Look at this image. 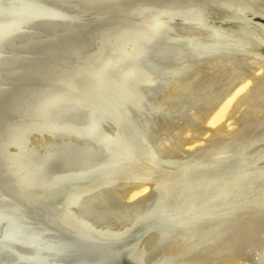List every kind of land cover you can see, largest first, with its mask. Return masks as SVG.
<instances>
[{"label": "water", "instance_id": "95a60500", "mask_svg": "<svg viewBox=\"0 0 264 264\" xmlns=\"http://www.w3.org/2000/svg\"><path fill=\"white\" fill-rule=\"evenodd\" d=\"M219 59L264 62V0H0V264H146L151 233L264 209V120L160 154L161 97Z\"/></svg>", "mask_w": 264, "mask_h": 264}, {"label": "rangeland", "instance_id": "374dc122", "mask_svg": "<svg viewBox=\"0 0 264 264\" xmlns=\"http://www.w3.org/2000/svg\"><path fill=\"white\" fill-rule=\"evenodd\" d=\"M160 103L168 112L160 154L164 158H184L264 120V62L256 59L209 62L176 80ZM138 185L127 183L117 192L125 202H133L155 187L150 185L137 193ZM235 220L234 227L223 228L227 231L218 235L211 225H204L203 230L193 228L183 234L163 231L151 236L147 241V258L152 262L167 256L176 258L192 244L197 251L190 250L182 264H264V209ZM202 241L208 242L204 245Z\"/></svg>", "mask_w": 264, "mask_h": 264}, {"label": "bare ground", "instance_id": "6f19581e", "mask_svg": "<svg viewBox=\"0 0 264 264\" xmlns=\"http://www.w3.org/2000/svg\"><path fill=\"white\" fill-rule=\"evenodd\" d=\"M219 115V114H218ZM217 115V116H218ZM216 116V117H217ZM216 117H215V119H216ZM214 119V120H215ZM218 119V118H217ZM197 151V150H196ZM195 151H192V152H190L189 154H187V156L188 155H190V154H192V153H194ZM186 157V156H185ZM167 159H175V158H167ZM130 184L131 183H134V182H129ZM137 184H139L137 187H136V190H138L137 191V193H141L142 191H145L146 189H148L149 187H150V185H154L155 183L154 182H151V183H137ZM135 189V188H134ZM132 190V189H131ZM137 193H135L136 195H137ZM135 194H133V195H135ZM236 218V217H235ZM235 218H231V219H227V220H224V221H220V222H216V223H212V224H208V225H211V227H212V231L215 233V235L217 234H220V232L223 234V232H224V230L225 229H227V228H231V227H234L233 226V224H235V222L234 221H236L235 220ZM237 221H238V219H237ZM207 226V225H206ZM203 226H200V227H197L196 229H200L201 228V230H203L204 228H202ZM205 227V226H204ZM223 228H225L224 230H222ZM190 230V229H189ZM200 230V231H201ZM227 230H225V232H226ZM178 232H182V234L183 233H186L187 232V230L186 231H178ZM159 233H161V232H154V233H151L152 235V237L154 236V235H156V234H159ZM163 234V233H162ZM165 235V234H164ZM151 236H149V237H151ZM218 238V237H217ZM216 237H215V239H217ZM147 241L148 240H146L141 246H140V248L138 249V251L136 252V254H138V255H142L143 256V254H145L146 255V264H182V262H183V259H184V257H188L189 255L188 254H190V250H195V252L197 251L196 249H194V246H192V244H191V242H190V244H191V247L190 248H188V249H186V250H182L181 252H179L178 254H177V258H175V259H172V260H167V261H165V262H162V260L165 258H170L171 259V257L172 256H167V257H164L163 259H161V260H159V261H150L148 258H147V253L148 252H146V251H148L149 250V247H148V244H147ZM208 242V241H207ZM207 242H205L204 243V241H202V243L201 244H203L204 243V245L205 244H207ZM201 244H200V246H201ZM199 246V247H200ZM203 246V245H202ZM201 246V247H202ZM199 249H201V248H199ZM187 259V258H186Z\"/></svg>", "mask_w": 264, "mask_h": 264}]
</instances>
